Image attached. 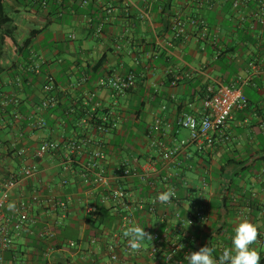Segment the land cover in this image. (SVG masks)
I'll return each instance as SVG.
<instances>
[{
    "label": "crops",
    "instance_id": "0c3cea01",
    "mask_svg": "<svg viewBox=\"0 0 264 264\" xmlns=\"http://www.w3.org/2000/svg\"><path fill=\"white\" fill-rule=\"evenodd\" d=\"M134 1L138 7L149 9L155 30L164 39L170 36L168 18L178 12L184 19L200 18L210 32L219 29L220 41L214 46L199 40L189 28L185 38L174 41L169 48L160 47L147 22L139 20L135 10L123 8L116 0H96L90 4L89 14L102 11V4L108 2L117 8L115 18L103 27L100 35L94 34L96 19H88L85 8L78 6L79 0H2L1 20L10 21L7 26L0 25V97L20 103L21 113L13 111L0 117V156L21 139L18 149L24 152L21 164L34 162L39 171L36 180L18 192L26 196L38 194L44 201L71 199L69 215L62 226L68 228L70 237L79 239V244L72 250L65 248L66 245L54 249L53 264L64 261L60 260L61 253L69 262L66 264H80L83 258L99 260L94 254L100 253L86 244L87 215L78 178L73 172L61 170L58 154L32 160L35 147L43 140L63 144L78 138L64 118L53 115L47 120L46 115L51 111L46 114L40 111L44 97L41 86L47 76L53 78L59 100L64 96L70 110L69 119L75 113L70 106L78 103L88 107L101 124L102 109L116 114L118 125L109 133L102 134V128L88 126L84 119L78 125L92 145L102 146V141L107 144L111 162L133 157L140 164L157 163L161 174L178 184L176 189L184 216L190 204L188 199L194 197L206 203L205 221L187 229L191 240L204 242L220 227L213 206L230 180L238 181L245 197L250 196L264 205V187L256 181L264 176V34L261 39L256 37L258 23L249 19L242 26L235 25L230 8L232 0H218V6L212 10L200 7L195 0ZM122 15L130 17L129 24H121L117 17ZM240 31L249 33L251 40L242 47L238 43L242 37L238 35ZM250 62L255 64L256 70L248 66ZM35 67H38L37 73ZM128 73L134 74V84L119 97L97 86L104 75ZM241 81H247L243 91L248 106L232 112L222 132L214 135L215 144L201 151L195 145H187L165 163L158 146L173 147L189 137L188 131L178 126L179 118L190 114L199 119L207 89ZM20 119L26 120L24 125ZM39 119L45 122L44 127L37 126ZM16 168L17 164L11 159L0 158V182L6 173ZM19 198L20 195L14 193L10 196L3 209L7 216L13 214V207L9 205H15ZM231 198L243 201L238 191ZM44 206L35 205L28 212L31 222L19 238H12L15 252L29 253L25 247L26 237H35L34 233H39L45 222L53 224L57 220ZM243 219L257 225L259 230L260 238L251 247L264 250L259 243L264 237V215L250 214L241 203L235 214L226 220L230 232ZM233 236L226 237L229 248ZM71 239L67 243L73 248ZM13 256L12 252L5 254L6 264H18ZM141 256L148 264L145 252ZM28 259L30 261L25 258L20 261L38 264L36 256ZM97 264H102L101 260Z\"/></svg>",
    "mask_w": 264,
    "mask_h": 264
},
{
    "label": "built area",
    "instance_id": "2783aa9c",
    "mask_svg": "<svg viewBox=\"0 0 264 264\" xmlns=\"http://www.w3.org/2000/svg\"><path fill=\"white\" fill-rule=\"evenodd\" d=\"M119 5L126 9H133L137 12L139 20L147 22L154 34L156 43L160 47L169 48L174 41L183 39L187 36L189 28L193 29L196 38L207 41L214 46L219 43L220 30L216 28L210 32L208 26L198 17L182 18L178 12H174L168 18L167 32L170 35L167 39L156 32L151 21L149 9L140 8L134 0H116ZM200 7L212 10L218 6V0H195ZM87 0L83 1V5ZM103 5V18L94 28V34L100 35L103 26L110 23L115 18L117 8L112 3ZM230 8L234 15V23L242 26L249 19L256 20L259 29L255 35L261 39L264 34V0H232ZM129 17V16H126ZM73 38V37H72ZM248 66L256 70L255 64L250 62ZM38 72V67L34 68ZM134 74L125 75L110 74L104 75L98 80L97 86L103 91L109 92L114 97H119L127 93L134 84ZM247 81L240 83H228L219 85L217 88L207 89V94L202 100V114L199 119L190 114L182 115L177 124L180 128L188 131L187 140L179 141L173 147L159 145L160 157L165 163L173 160L182 149L187 145H195L201 151L211 148L215 144L214 135L221 133L234 110H244L247 100L243 91ZM41 90L44 97L40 103V111L53 109L58 103L55 93L53 78L47 76ZM10 100L2 99L1 105L6 106ZM118 119L116 114L102 109V134L109 133L116 129ZM37 126L44 127L45 122L39 119ZM58 154L61 170L73 172L78 178L80 187L82 184V196L85 200V214L98 213L99 209L107 210L113 219V232L108 237L104 245L107 259L102 264H126L120 261L118 253L133 255L128 245V238L123 236L126 227L133 224L142 227V222L146 227L144 230L154 237L151 244L145 251L149 260L148 264H188L184 257L187 255L186 240L188 238L187 229L195 224L205 221L206 206L203 204L190 203L187 208L186 216L181 213L182 202L177 194L175 186H167L170 177L162 175L157 163L145 161L139 163L133 157L123 158L115 162L108 159L107 144L102 141V146H94L86 138L69 139L61 144L54 140H43L37 144L33 153L32 160L36 161L45 155ZM16 155L23 160L24 152L18 150ZM75 166V168H73ZM38 166L34 162L30 165L24 163L16 172L9 175L0 182V264H6L5 254H14L13 237H18L24 232L26 225L31 222L28 212L36 205L46 207L54 213L57 220L53 224L45 222L36 238L46 242L48 245L43 253L47 264H53L51 255L54 248L48 241L52 240L56 231L69 215V208L72 205L70 197L63 200L48 199L44 201L38 194H28L27 196L18 192L25 189L27 183L35 181L38 177ZM264 181V176H262ZM164 183V189L161 188ZM65 184V182H63ZM172 188L175 190V197L170 203L162 204L153 201L163 190ZM20 195L19 200L13 207L14 216H7L3 209L7 205L12 194ZM156 220L153 221V217ZM191 224L189 225V221ZM154 227L152 228V224ZM143 228V227H142ZM161 228V229H160ZM102 230V227L100 228ZM102 234L86 240L89 247H95L98 253L101 252ZM264 246V237L259 240ZM143 249V248H142ZM171 257L170 259H168ZM13 260L18 264H28L20 261L18 254L13 256ZM187 261V262H186ZM80 264H97L92 260L82 259ZM129 264V263H128ZM131 264V263H130ZM132 264H146L141 258H137Z\"/></svg>",
    "mask_w": 264,
    "mask_h": 264
},
{
    "label": "trees",
    "instance_id": "16d2710c",
    "mask_svg": "<svg viewBox=\"0 0 264 264\" xmlns=\"http://www.w3.org/2000/svg\"><path fill=\"white\" fill-rule=\"evenodd\" d=\"M83 1L84 0H79L78 6L80 8H83V7L85 8L84 12L88 15V19H91V18L96 19L94 21L95 22L94 24L97 26L103 18V5H102V9H101L102 11H99V12L97 11L98 13L93 12V13L89 14V12L91 11L90 10L91 9L90 4L96 0H87L86 5H83ZM94 14H98V16H94ZM1 16H2V0H0V25L1 26H7V24L9 23L10 20L8 18H3V20H1V18H2ZM126 16L122 15V16L117 17L118 20L123 25L129 24L128 22H129L130 17H126ZM107 24H109V23H107ZM238 35L240 37L242 36L240 41L238 42L241 47L243 46V44L251 41L249 38L250 37L249 33L244 34L242 31H240V32H238ZM12 41H13V39H12ZM0 43H2L1 39H0ZM14 44H16V43L14 42ZM16 46L18 47L17 44H16ZM223 54H225V52ZM204 97L205 96H203L202 99H204ZM0 100H2L1 97H0ZM246 100H247V98H246ZM247 106H248V101H247L246 107ZM70 108L75 111V113H72V115L74 114L72 119H69L68 114H69L70 110H69V107L67 106V103L65 101L64 96L60 97V100H59V96H58L57 105L53 109L46 110L44 112L46 114V113L51 111V113H48L46 115L47 117L57 115V116H60L61 118H64V121L67 123H70L71 126L73 127V130L76 131L75 133L78 135V138H85L83 135L85 133L84 129L78 126V125H80L79 121L82 119H84L85 123L88 126H92L96 129L102 128L101 122L99 121V119L96 118L95 114H91L89 112L88 107H83L81 105V103H78L75 105H71ZM13 111H16L17 113L18 112L21 113L20 103L14 102L13 99L10 100V102L6 106H2L0 103V117H3L4 114H11V112H13ZM25 117H26V115H25ZM49 117L46 119L48 120ZM11 121H13V118L11 119ZM19 121L21 122L22 125H24L26 120L20 119ZM19 141L21 142V139ZM20 142H18L17 144H13L12 147H7L4 155L1 154V156H0V158L11 159L15 164H17L16 169H13L11 172H8L4 175L5 178L9 177V175L16 172L17 169L21 166V162H23V160H21L16 155V153L19 149V146H20ZM73 168H75V166ZM0 174H2L1 170H0ZM259 180L256 179V181L261 182L260 183L261 186L264 187V181H262V179H261V181H259ZM175 184L176 183L174 181H171V179L169 180L168 183H166L167 186L173 185L176 187L178 184H176V185ZM164 186H165L164 183H162L161 188L164 189ZM243 190L244 189L242 188V186L238 185L237 180L236 181L230 180L228 182V185L223 190L222 197L219 199V201H217L216 205L213 206L214 210H216V223L219 224L220 227L214 232L213 236H209L206 239V241H204V242L203 241L197 242L196 239L186 240L187 254H190L191 252L198 251L201 247L208 246V247H211L214 249L213 258L218 259L219 256L222 254L223 249L229 248L230 243L226 240V237L229 235L231 236V235L235 234L234 231L230 232L231 229L228 225H226L227 224L226 220H227V218H229V216H232L233 214H235V209L239 208L241 203H243V206H245V209H247L250 212V214H253V212H258L259 214L264 215V205H260V203H258L255 199L250 198V196L245 197V195H243L241 193ZM163 191H165V190H163ZM237 191L240 192L241 196L243 197V201H241L240 199L233 200L231 198L233 194L237 193ZM188 201L190 203H195V204L201 203L204 206H207L206 203L202 202V200H197L194 197L188 199ZM157 215L158 214L155 213V217H153V221L156 220ZM85 223L87 224V229H86V232L84 234L85 238H87V239H88V237L93 238V237H96V236L102 234V238L105 239V241H102V248H101L100 254H94V257L99 258V260L101 258V254H102V261L103 260L105 261L107 259V257H106L107 255H106V249H105L104 245L107 243L108 237L113 232V230H112L113 219L110 217L107 210L99 209L98 213H92V214L87 215ZM151 224H152V228H153L154 223H151ZM101 227H102V230L100 229ZM142 227L143 228L146 227L145 223H143V222H142ZM154 228H156V227H154ZM58 230L59 231H57L56 235H55L56 237H54L52 240L48 241L49 244H51V245L54 244V246H55V247H53L54 249H56V250L62 249L63 248L62 246L66 245L65 248L72 250L75 248V246H77L79 244L78 238L72 237V239H71L70 235L68 234L69 231H68L67 227L61 226ZM57 235H58V237H57ZM34 236L36 237V233H34ZM35 237H33V236L32 237H30V236L26 237L27 243H26L25 247L27 250L30 251L29 253L24 254L21 251H19V252L14 251V255L18 254L19 259L25 258L27 260H29L28 257H30V256L31 257L36 256V263L47 264V262L44 260L43 253L45 252L48 244L42 240L35 238ZM258 238H260V236ZM69 239H71V241L74 245L73 248L69 247V244L67 243V240H69ZM150 244H151L150 241H146V242H144L143 246L148 248ZM142 250H144V248ZM258 252L260 253V256H261L260 264H264V250H261ZM61 254L64 255L63 253H61ZM62 255H60V260L64 259V261H62V262L59 261L58 264H66V262L69 263L68 260L65 257H63ZM118 256H120V261L126 262V264H128V263L132 264V263H134V261L137 258L142 257L141 253H138V252L133 254V255H124V254L118 253ZM99 260H95V262L96 261L98 262ZM107 264H109V263H107ZM120 264H123V263H120Z\"/></svg>",
    "mask_w": 264,
    "mask_h": 264
},
{
    "label": "clouds",
    "instance_id": "9594fccd",
    "mask_svg": "<svg viewBox=\"0 0 264 264\" xmlns=\"http://www.w3.org/2000/svg\"><path fill=\"white\" fill-rule=\"evenodd\" d=\"M175 195V190L169 188L159 193L153 203L157 201L162 204L170 203ZM9 207H14V205L10 204ZM188 221L190 225L191 221ZM234 233L232 247L224 248L218 259L213 258L214 249L208 246L201 247L198 251L187 254L184 259L188 261V264H260V253L251 247L258 241L259 230L257 225L247 219H243L234 228ZM123 236L128 238V245L133 253L141 251L144 242H152L154 239L152 234L135 224L126 227L123 231Z\"/></svg>",
    "mask_w": 264,
    "mask_h": 264
},
{
    "label": "rangeland",
    "instance_id": "374dc122",
    "mask_svg": "<svg viewBox=\"0 0 264 264\" xmlns=\"http://www.w3.org/2000/svg\"><path fill=\"white\" fill-rule=\"evenodd\" d=\"M72 237H75V238H77L76 236H73V235L71 236V238H72Z\"/></svg>",
    "mask_w": 264,
    "mask_h": 264
}]
</instances>
